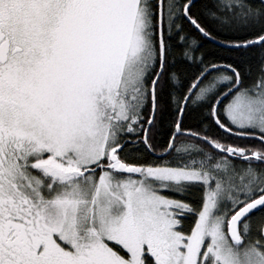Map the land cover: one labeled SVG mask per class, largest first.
Masks as SVG:
<instances>
[{
	"label": "snow or ice",
	"instance_id": "6c2138e0",
	"mask_svg": "<svg viewBox=\"0 0 264 264\" xmlns=\"http://www.w3.org/2000/svg\"><path fill=\"white\" fill-rule=\"evenodd\" d=\"M0 264H264V0H0Z\"/></svg>",
	"mask_w": 264,
	"mask_h": 264
}]
</instances>
